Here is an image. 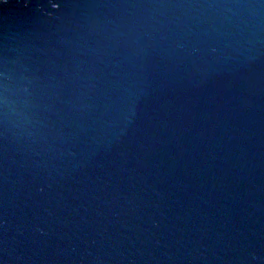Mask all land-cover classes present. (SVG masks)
I'll return each instance as SVG.
<instances>
[{"label":"water","instance_id":"obj_1","mask_svg":"<svg viewBox=\"0 0 264 264\" xmlns=\"http://www.w3.org/2000/svg\"><path fill=\"white\" fill-rule=\"evenodd\" d=\"M0 264H264V0L0 4Z\"/></svg>","mask_w":264,"mask_h":264},{"label":"snow or ice","instance_id":"obj_2","mask_svg":"<svg viewBox=\"0 0 264 264\" xmlns=\"http://www.w3.org/2000/svg\"><path fill=\"white\" fill-rule=\"evenodd\" d=\"M6 2H7V0H0V4H4Z\"/></svg>","mask_w":264,"mask_h":264}]
</instances>
